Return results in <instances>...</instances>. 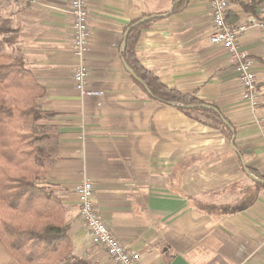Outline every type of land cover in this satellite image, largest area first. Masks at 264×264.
Masks as SVG:
<instances>
[{
  "label": "crops",
  "instance_id": "crops-1",
  "mask_svg": "<svg viewBox=\"0 0 264 264\" xmlns=\"http://www.w3.org/2000/svg\"><path fill=\"white\" fill-rule=\"evenodd\" d=\"M171 3L87 0V85L101 95L81 97L71 79L69 0L0 1V54L20 60L44 90L35 100L45 157L38 185L61 201L72 255L92 264L112 263L79 220L74 188L83 179L93 183L99 219L138 250L142 264L175 256L187 264H264V190L241 212L213 209L239 205L254 190L245 168L264 176V37L251 31L238 42L258 80L260 101L250 107L228 55L208 40V0H190L177 14ZM240 10L232 4L228 21ZM146 16L156 18L140 31V64L166 87L214 107L232 125L233 147L202 112L153 99L127 72L125 32ZM0 264H18L1 244Z\"/></svg>",
  "mask_w": 264,
  "mask_h": 264
},
{
  "label": "trees",
  "instance_id": "trees-1",
  "mask_svg": "<svg viewBox=\"0 0 264 264\" xmlns=\"http://www.w3.org/2000/svg\"><path fill=\"white\" fill-rule=\"evenodd\" d=\"M261 1L239 0L236 4L243 12L253 14ZM189 3L190 0H172L171 14L183 12ZM153 21L141 24L127 34L121 52L125 64L141 80L139 86L145 87L153 99L184 111L187 106L205 105L195 94H183L166 87L140 64L136 43L140 31ZM43 94V88L20 60L0 54V244L18 264H92L72 255L61 201L50 190L38 185V180L45 174V157L37 146L40 137L36 134L35 122L41 115L35 100ZM193 110L202 112L212 127L231 139L230 122L227 121L229 126L224 125L211 109ZM248 170L264 180L257 170ZM261 190H264V184L255 182L254 190L252 188L239 205L213 209L223 214L241 212L255 202Z\"/></svg>",
  "mask_w": 264,
  "mask_h": 264
},
{
  "label": "built area",
  "instance_id": "built-area-1",
  "mask_svg": "<svg viewBox=\"0 0 264 264\" xmlns=\"http://www.w3.org/2000/svg\"><path fill=\"white\" fill-rule=\"evenodd\" d=\"M24 3L28 0H0ZM239 0H208L212 31L208 40L210 44L224 49L234 70L238 74L242 99L250 107H255L260 96L257 93L258 80L254 73V59L241 51L239 39L251 31H257L264 37V0L254 9V13L242 10L233 22L228 21V11L232 4ZM71 48L70 52L76 63L71 79L73 87L81 97H99L101 93L88 87L89 68L86 55L89 50L90 29L88 25L87 0H69ZM79 205V220L89 233L93 246L103 251L112 264H142V256L138 250L123 245L111 234L106 224L101 221L92 205L93 183L83 179L74 188Z\"/></svg>",
  "mask_w": 264,
  "mask_h": 264
},
{
  "label": "water",
  "instance_id": "water-1",
  "mask_svg": "<svg viewBox=\"0 0 264 264\" xmlns=\"http://www.w3.org/2000/svg\"><path fill=\"white\" fill-rule=\"evenodd\" d=\"M179 0H176V2H178ZM171 10L172 8L170 9L169 13H171ZM156 17L155 16H149V17H145L139 21H137L136 23L132 24L130 27H128V29L126 30L125 32V35H124V42H126V37H127V34L135 27L141 25V24H144L146 22H149L153 19H155ZM126 70L127 72L132 76L134 77V79H136L140 84L142 83L141 80H139L135 75L134 73L128 68L126 67ZM148 91V90H147ZM148 93L150 94V92L148 91ZM172 105V104H171ZM187 108H190V109H193V108H204V109H211L213 110L217 115L220 116L222 122L224 125L226 126H229L228 122L222 117V115L214 108L210 107V106H207V105H196V106H187ZM229 129L230 131L234 134V130L232 127L229 126ZM233 140H234V136L231 138V141H230V145L233 147ZM245 173L247 176H249L252 180H254L255 182L257 183H261V184H264V180H261L255 176H253L249 170L247 168H245ZM168 264H187L181 257L179 256H175L173 257L172 261Z\"/></svg>",
  "mask_w": 264,
  "mask_h": 264
},
{
  "label": "rangeland",
  "instance_id": "rangeland-1",
  "mask_svg": "<svg viewBox=\"0 0 264 264\" xmlns=\"http://www.w3.org/2000/svg\"><path fill=\"white\" fill-rule=\"evenodd\" d=\"M208 119V118H207ZM208 121H210L209 119H208ZM211 123V122H210ZM251 191V190H250Z\"/></svg>",
  "mask_w": 264,
  "mask_h": 264
}]
</instances>
